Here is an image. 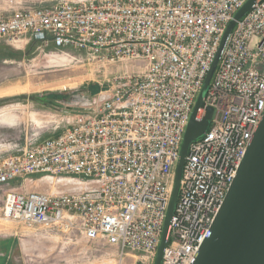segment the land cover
<instances>
[{
	"label": "built area",
	"instance_id": "built-area-1",
	"mask_svg": "<svg viewBox=\"0 0 264 264\" xmlns=\"http://www.w3.org/2000/svg\"><path fill=\"white\" fill-rule=\"evenodd\" d=\"M247 0H56L0 17V40L83 51L114 74L99 101L70 110L55 136L0 160V183L46 180L55 192L6 190L0 213L26 228L79 233L117 264H154L190 113L221 37ZM214 109L189 144L161 264H191L264 115V0L227 38L204 96Z\"/></svg>",
	"mask_w": 264,
	"mask_h": 264
},
{
	"label": "rangeland",
	"instance_id": "rangeland-1",
	"mask_svg": "<svg viewBox=\"0 0 264 264\" xmlns=\"http://www.w3.org/2000/svg\"><path fill=\"white\" fill-rule=\"evenodd\" d=\"M55 1L0 0V17L20 7H42ZM20 45L19 41L0 40V88H4L0 93L5 95L0 98L3 157L25 141L42 139L40 135L53 124L46 113H54L56 121L67 108L95 107L111 77L132 68L117 62L101 64L71 48L52 50ZM35 179L28 180V188L43 192L65 188ZM20 184L19 179L10 184L0 183V207L6 190ZM116 260L115 247L102 240H89L79 233L53 232L44 226L26 228L16 221L2 219L0 213V264H117ZM124 262L133 264L129 256Z\"/></svg>",
	"mask_w": 264,
	"mask_h": 264
},
{
	"label": "water",
	"instance_id": "water-1",
	"mask_svg": "<svg viewBox=\"0 0 264 264\" xmlns=\"http://www.w3.org/2000/svg\"><path fill=\"white\" fill-rule=\"evenodd\" d=\"M258 1L247 0L228 22L195 99L174 168L171 195L154 264H161L189 144L204 134L214 109L205 107L200 119L196 118L197 111L204 106L205 93L236 21ZM191 264H264V115L212 223L211 234L202 242Z\"/></svg>",
	"mask_w": 264,
	"mask_h": 264
},
{
	"label": "crops",
	"instance_id": "crops-1",
	"mask_svg": "<svg viewBox=\"0 0 264 264\" xmlns=\"http://www.w3.org/2000/svg\"><path fill=\"white\" fill-rule=\"evenodd\" d=\"M18 41L21 44L19 47H26L27 48V47H31V46L35 45L36 47H39V48H43V47L45 48L46 47V48H51L52 50H55V48H57L53 43H49L48 45H42V43L40 41L33 40V39L28 38V37L20 38L16 42H18ZM5 57L6 56L3 57V60L6 59ZM3 89L4 88H0V90H3ZM3 96H5V95H3V93H0V98H2ZM69 110H70L69 108L65 109L61 113L62 115L57 117L56 121H55V114L54 113H51V112L46 113V115H49L51 117V119L53 120V124L51 125V127L49 129H48V127L45 130L42 129L43 127L41 128V131L43 132V130H44L45 132L40 135V138H42V139L43 138H48V137H52V136H55L56 134L60 133V131L63 129V127L61 125L62 120H64L65 118L68 117V113L67 112ZM0 157H3V155H0ZM27 182H29L28 179L24 180V181L20 180V183H22V185L20 184L21 187H24L27 190H35V189L28 188ZM25 184H26V186H25ZM16 187H19V186H16Z\"/></svg>",
	"mask_w": 264,
	"mask_h": 264
},
{
	"label": "bare ground",
	"instance_id": "bare-ground-1",
	"mask_svg": "<svg viewBox=\"0 0 264 264\" xmlns=\"http://www.w3.org/2000/svg\"><path fill=\"white\" fill-rule=\"evenodd\" d=\"M2 219H3V217H2ZM5 220V219H4Z\"/></svg>",
	"mask_w": 264,
	"mask_h": 264
}]
</instances>
